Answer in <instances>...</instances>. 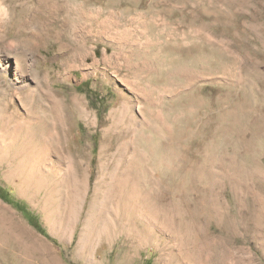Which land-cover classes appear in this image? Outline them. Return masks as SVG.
I'll list each match as a JSON object with an SVG mask.
<instances>
[{
  "label": "rangeland",
  "instance_id": "1",
  "mask_svg": "<svg viewBox=\"0 0 264 264\" xmlns=\"http://www.w3.org/2000/svg\"><path fill=\"white\" fill-rule=\"evenodd\" d=\"M5 34L0 189L43 232L0 196V264H264V0H0Z\"/></svg>",
  "mask_w": 264,
  "mask_h": 264
},
{
  "label": "bare ground",
  "instance_id": "2",
  "mask_svg": "<svg viewBox=\"0 0 264 264\" xmlns=\"http://www.w3.org/2000/svg\"><path fill=\"white\" fill-rule=\"evenodd\" d=\"M58 1V0H57ZM59 5H60V3H59ZM59 9V8H58ZM61 12V11H60ZM74 14V13H73ZM78 15V14H77ZM76 18V17H75ZM87 20H89V19H87ZM68 22V21H67ZM11 24H13V25H11ZM1 25L3 26V27H11V26H14V28H15V25H16V31L14 32V36H16V34H25L24 32H26L25 31V29L28 27V24L27 23H24V22H22V21H17V22H12V21H10V20H8V19H5V20H3L2 21V23H1ZM31 25V24H30ZM67 26V25H66ZM8 29V28H7ZM6 33H9V32H6ZM27 35V34H26ZM19 36V35H18ZM24 36V35H23ZM33 36H36L35 34L33 35ZM9 39H11L10 38V36H8V34H5L3 37H1L0 38V45L2 46V47H4L5 48V52H9V50H10V48H11V46L9 45V43H7L8 42V40ZM75 53V52H74ZM3 60V59H2ZM1 60V61H2ZM0 61V62H1ZM17 61V60H16ZM7 69H9V65L7 64L6 66H5V69H1L0 68V70H7ZM13 72H14V78L13 79H10V81L11 82H15V83H21V81H22V78H24V77H22V75H23V73H24V64L22 63V62H19V61H17V62H15V65H14V67H13ZM9 81V80H8ZM3 82H6V79L5 80H3ZM14 84V83H13Z\"/></svg>",
  "mask_w": 264,
  "mask_h": 264
},
{
  "label": "trees",
  "instance_id": "3",
  "mask_svg": "<svg viewBox=\"0 0 264 264\" xmlns=\"http://www.w3.org/2000/svg\"><path fill=\"white\" fill-rule=\"evenodd\" d=\"M2 193H0V196L2 200L8 204L13 205L17 210L22 212V214L28 219L29 223L38 231L43 232L41 229V226L38 224L36 218L31 217L29 212L27 211L26 207L23 205V203L14 200L13 198L9 197V194L6 191H3L0 189Z\"/></svg>",
  "mask_w": 264,
  "mask_h": 264
}]
</instances>
